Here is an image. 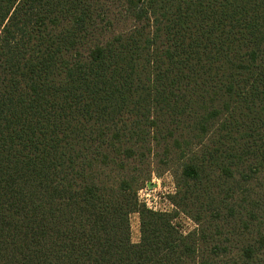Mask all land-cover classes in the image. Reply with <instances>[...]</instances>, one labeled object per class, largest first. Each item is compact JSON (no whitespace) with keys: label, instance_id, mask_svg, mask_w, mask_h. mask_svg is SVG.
I'll list each match as a JSON object with an SVG mask.
<instances>
[{"label":"trees","instance_id":"1","mask_svg":"<svg viewBox=\"0 0 264 264\" xmlns=\"http://www.w3.org/2000/svg\"><path fill=\"white\" fill-rule=\"evenodd\" d=\"M0 264H264V0H0Z\"/></svg>","mask_w":264,"mask_h":264},{"label":"rangeland","instance_id":"2","mask_svg":"<svg viewBox=\"0 0 264 264\" xmlns=\"http://www.w3.org/2000/svg\"><path fill=\"white\" fill-rule=\"evenodd\" d=\"M151 184L152 186L150 189L154 192L150 194L149 200L156 202L158 206H160L162 209H165L169 213L174 214L177 212L171 200V197L176 191L173 176L170 173H165L162 176L154 177L151 181ZM143 202L144 200L142 199L141 203L144 204ZM175 216V224L183 231L188 232L195 228V224L183 214L177 213ZM130 224L131 240L133 243H138L140 241L139 214H132L130 216Z\"/></svg>","mask_w":264,"mask_h":264},{"label":"built area","instance_id":"3","mask_svg":"<svg viewBox=\"0 0 264 264\" xmlns=\"http://www.w3.org/2000/svg\"><path fill=\"white\" fill-rule=\"evenodd\" d=\"M154 191L150 189V187H145L139 192V199L140 202H142V199L144 200V204L153 211H160V212H167L165 209H162L160 206L156 204V202H152L149 200L150 194H152ZM172 206V205H170Z\"/></svg>","mask_w":264,"mask_h":264}]
</instances>
